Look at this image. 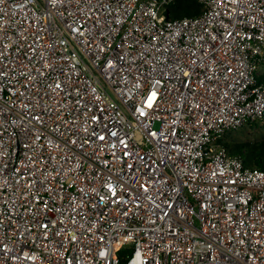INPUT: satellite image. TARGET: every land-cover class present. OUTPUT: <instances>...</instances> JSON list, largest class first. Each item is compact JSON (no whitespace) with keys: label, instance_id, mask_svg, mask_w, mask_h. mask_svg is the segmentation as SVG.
Instances as JSON below:
<instances>
[{"label":"built area","instance_id":"built-area-1","mask_svg":"<svg viewBox=\"0 0 264 264\" xmlns=\"http://www.w3.org/2000/svg\"><path fill=\"white\" fill-rule=\"evenodd\" d=\"M176 1L0 0V264H264V0Z\"/></svg>","mask_w":264,"mask_h":264},{"label":"trees","instance_id":"trees-1","mask_svg":"<svg viewBox=\"0 0 264 264\" xmlns=\"http://www.w3.org/2000/svg\"><path fill=\"white\" fill-rule=\"evenodd\" d=\"M171 11L170 18H183V17H193L201 14L202 5L197 0H177L175 4L169 7ZM259 82L264 83L258 77ZM260 123V122H254ZM251 124V123H249ZM264 124V123H262ZM225 145L229 148L232 154H240L245 158V163L249 167L259 168L264 170V141L256 144H244L236 147L228 145L224 142ZM253 157L259 163L258 166H254L248 162V158ZM129 251L128 245L121 244L117 247V255H124Z\"/></svg>","mask_w":264,"mask_h":264},{"label":"rangeland","instance_id":"rangeland-1","mask_svg":"<svg viewBox=\"0 0 264 264\" xmlns=\"http://www.w3.org/2000/svg\"><path fill=\"white\" fill-rule=\"evenodd\" d=\"M257 73H258L259 78L263 81L264 80V58L257 65ZM263 141H264V124L262 123L247 124L241 129L230 132L225 138V142L228 145L233 146V147L244 145V144H247V145L256 144V143H260ZM247 160L250 164L254 166L259 165L256 159L253 157H249Z\"/></svg>","mask_w":264,"mask_h":264}]
</instances>
